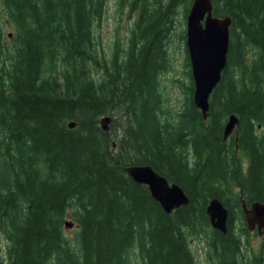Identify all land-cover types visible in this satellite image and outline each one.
I'll return each mask as SVG.
<instances>
[{
  "label": "trees",
  "instance_id": "trees-1",
  "mask_svg": "<svg viewBox=\"0 0 264 264\" xmlns=\"http://www.w3.org/2000/svg\"><path fill=\"white\" fill-rule=\"evenodd\" d=\"M0 1L5 264H132L134 248L143 264H196L190 237L209 230L214 197L228 222L225 234L212 229L213 261L264 264L262 256L243 260L233 230L244 220L242 200L264 202V0H212L213 14H229L231 26L206 120L190 72L176 118L166 116L160 90L177 16L186 18L192 0H117L132 20L108 59L94 33L108 0ZM107 114L108 132L99 123ZM231 114L238 127L224 140ZM129 165H150L189 204L166 213L127 175Z\"/></svg>",
  "mask_w": 264,
  "mask_h": 264
},
{
  "label": "water",
  "instance_id": "water-1",
  "mask_svg": "<svg viewBox=\"0 0 264 264\" xmlns=\"http://www.w3.org/2000/svg\"><path fill=\"white\" fill-rule=\"evenodd\" d=\"M231 17L213 14L212 0H192L186 15L185 43L188 51L191 77L193 80L192 99L194 105L206 119L209 111V99L219 83L226 65L229 47ZM111 117L100 118L102 129L108 132ZM69 127L75 123L70 122ZM238 117L228 116L223 126V139L236 133ZM127 175L136 183L145 185L151 197L157 201L166 213L180 206L188 205L189 198L183 188L156 172L150 165H129L124 168ZM241 208L248 230L257 228L258 234H264V202L241 201ZM211 227L221 233L227 231L228 210L217 198H211L206 206ZM66 226H71L68 222Z\"/></svg>",
  "mask_w": 264,
  "mask_h": 264
},
{
  "label": "rangeland",
  "instance_id": "rangeland-1",
  "mask_svg": "<svg viewBox=\"0 0 264 264\" xmlns=\"http://www.w3.org/2000/svg\"><path fill=\"white\" fill-rule=\"evenodd\" d=\"M3 14V9L0 1V14ZM177 27L174 29L176 35L172 37L169 47L170 66L160 75V90L163 95V110L167 112L168 117L173 119L176 111H181L182 103L189 92L190 84V66L187 65L188 52L186 49L185 40L179 38L181 29L186 28V18L178 15ZM5 19V16L2 17ZM132 20L131 14L128 15V8L124 7L122 12L117 8V0H108L106 9L101 20L95 24L94 33L96 37V46L101 52L102 56L107 59L110 58L114 48L115 41L118 39L120 42L125 40L127 28L130 26ZM6 33L10 37L14 31L13 26L9 25L5 28ZM112 117V114H107ZM102 117V116H101ZM240 155V154H239ZM68 221H72L69 219ZM210 224V223H209ZM71 228L67 235H72L76 232V226L71 224ZM246 228V231L244 230ZM209 230L201 231L190 237L191 251L195 257L196 264H217L213 261V254L211 253L208 242L212 237L211 224ZM233 230L241 242L243 260L249 262L256 257H264V236L258 235L257 231H248L245 220H234ZM75 235V234H74ZM8 241L2 232H0V264L6 262V249ZM132 264H143L136 248L132 249L129 253Z\"/></svg>",
  "mask_w": 264,
  "mask_h": 264
},
{
  "label": "flooded vegetation",
  "instance_id": "flooded-vegetation-1",
  "mask_svg": "<svg viewBox=\"0 0 264 264\" xmlns=\"http://www.w3.org/2000/svg\"><path fill=\"white\" fill-rule=\"evenodd\" d=\"M256 231V230H255ZM264 249V246L262 247ZM239 258H241V255H239ZM243 258V257H242Z\"/></svg>",
  "mask_w": 264,
  "mask_h": 264
}]
</instances>
